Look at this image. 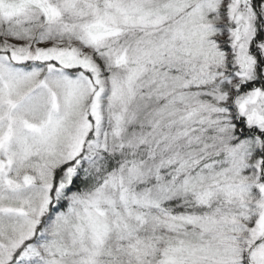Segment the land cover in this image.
Here are the masks:
<instances>
[{
	"label": "snow or ice",
	"instance_id": "snow-or-ice-1",
	"mask_svg": "<svg viewBox=\"0 0 264 264\" xmlns=\"http://www.w3.org/2000/svg\"><path fill=\"white\" fill-rule=\"evenodd\" d=\"M0 264H264V0H0Z\"/></svg>",
	"mask_w": 264,
	"mask_h": 264
}]
</instances>
